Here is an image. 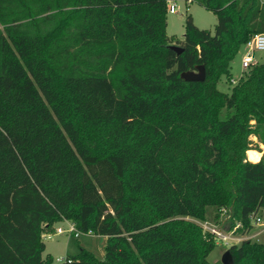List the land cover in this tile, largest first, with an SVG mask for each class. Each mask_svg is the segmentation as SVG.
I'll return each mask as SVG.
<instances>
[{
  "label": "trees",
  "instance_id": "trees-1",
  "mask_svg": "<svg viewBox=\"0 0 264 264\" xmlns=\"http://www.w3.org/2000/svg\"><path fill=\"white\" fill-rule=\"evenodd\" d=\"M183 1L213 33L187 15L173 43L168 0H0V264H52L43 234L63 221L104 236V254L72 233L58 264H223L194 219L264 222V154L247 158L264 143V62L217 87L264 33V3ZM199 66L204 81L181 77ZM226 250L264 264L262 242Z\"/></svg>",
  "mask_w": 264,
  "mask_h": 264
},
{
  "label": "rangeland",
  "instance_id": "rangeland-1",
  "mask_svg": "<svg viewBox=\"0 0 264 264\" xmlns=\"http://www.w3.org/2000/svg\"><path fill=\"white\" fill-rule=\"evenodd\" d=\"M176 13L167 15V35L172 39V42L182 41L184 36V20L187 15H190L193 19L194 24L199 29L209 30L211 33L214 31V26L216 24V17L213 13L205 10L202 6L193 2L190 6L186 7L185 2L183 0H177V8ZM242 52L237 54L234 60L231 62L230 73L232 76V81H229L225 77L221 78V81L218 84V89L221 92L229 94L231 88L234 84H236L244 74L240 68V58ZM254 58L256 61L262 63L264 62V52H257L254 54ZM198 224L202 226L204 230L209 229H217L219 232L231 235L230 238L227 239L226 242L222 241L219 237L215 236L217 245L215 248L209 253L208 260L211 262L221 260L222 254L226 251L227 247L230 244L239 243L242 239L249 238L251 240H255L258 242L264 243V226H260L259 224L253 223V230L248 234L241 235L236 234L233 230L227 231L226 228L222 227V224L215 222L212 218V215L207 216L205 220H195ZM61 227H65L64 224L58 223ZM69 234H55L52 235L51 238H43V241L46 245L45 254L51 253L54 256V260L52 264H58L56 258L59 255L66 254V251L69 253H73V251L77 250L74 244H70ZM81 245L82 247L92 251L98 258H102L104 254V244L105 237L104 236H87L80 235L78 238L74 239ZM65 257V256H59Z\"/></svg>",
  "mask_w": 264,
  "mask_h": 264
},
{
  "label": "built area",
  "instance_id": "built-area-1",
  "mask_svg": "<svg viewBox=\"0 0 264 264\" xmlns=\"http://www.w3.org/2000/svg\"><path fill=\"white\" fill-rule=\"evenodd\" d=\"M177 8V0H168V12L170 14L176 13ZM257 52H264V33L261 34H255L253 35L244 45L243 50H242V55L240 58V68L242 73L244 74L250 67L254 66L257 64L258 61L254 58V54ZM232 81V80H231ZM235 83V81H232ZM255 223L259 224L260 226H264V222L256 218ZM238 224L234 227L236 228ZM211 233L222 239V241L226 242L228 238H230L231 235H226L221 232H219L217 229H209ZM69 234L71 235L72 233L74 234L75 237H78L80 235H87V236H94L92 231H87V232H81L76 229L75 225L72 222L67 221L65 227L58 226L56 227L55 231L53 233H44L43 236L45 238H51L52 235L55 234ZM56 260L58 262L63 261L64 257H57Z\"/></svg>",
  "mask_w": 264,
  "mask_h": 264
},
{
  "label": "water",
  "instance_id": "water-1",
  "mask_svg": "<svg viewBox=\"0 0 264 264\" xmlns=\"http://www.w3.org/2000/svg\"><path fill=\"white\" fill-rule=\"evenodd\" d=\"M168 48L175 52L177 55L180 54L182 52V48L177 46V45H169ZM181 77L185 80V81H189V82H202L205 79V70L203 66H199L197 67L196 71H188L185 72L181 75ZM221 263L223 264H232L233 260L231 257V254L228 250H226L222 256H221Z\"/></svg>",
  "mask_w": 264,
  "mask_h": 264
},
{
  "label": "crops",
  "instance_id": "crops-1",
  "mask_svg": "<svg viewBox=\"0 0 264 264\" xmlns=\"http://www.w3.org/2000/svg\"><path fill=\"white\" fill-rule=\"evenodd\" d=\"M261 2L262 3H264V0H261ZM192 4V3H191ZM185 6H186V4H185ZM188 6H190V4L188 5ZM241 53V52H240ZM232 77V76H231ZM253 140H256V137L255 136H252L251 137ZM260 151H258V150H256V151H254V150H250V151H252V152H256V154H259L258 155V157L257 158H255V160H254V162L255 161H258L259 159H260V157L262 156V154H264V143L262 144H260ZM250 151H247V158H248V153L250 152ZM249 159V158H248ZM61 224H64V225H66V221H63V222H61ZM56 226H60V225H56ZM49 254H51V253H49ZM68 254V252L66 251V254H62V255H59V256H66ZM52 255V254H51ZM53 256V255H52ZM53 258H54V256H53Z\"/></svg>",
  "mask_w": 264,
  "mask_h": 264
},
{
  "label": "bare ground",
  "instance_id": "bare-ground-1",
  "mask_svg": "<svg viewBox=\"0 0 264 264\" xmlns=\"http://www.w3.org/2000/svg\"><path fill=\"white\" fill-rule=\"evenodd\" d=\"M258 155H259V154H256V152H252V151H250V152L248 153V158H249V160L254 161L255 158L258 157Z\"/></svg>",
  "mask_w": 264,
  "mask_h": 264
}]
</instances>
